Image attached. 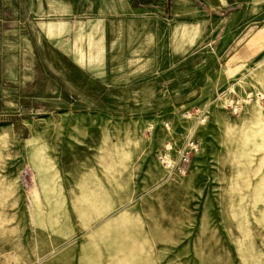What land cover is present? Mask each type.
I'll list each match as a JSON object with an SVG mask.
<instances>
[{"label": "rangeland", "instance_id": "1", "mask_svg": "<svg viewBox=\"0 0 264 264\" xmlns=\"http://www.w3.org/2000/svg\"><path fill=\"white\" fill-rule=\"evenodd\" d=\"M264 0H0V264H264Z\"/></svg>", "mask_w": 264, "mask_h": 264}, {"label": "crops", "instance_id": "2", "mask_svg": "<svg viewBox=\"0 0 264 264\" xmlns=\"http://www.w3.org/2000/svg\"><path fill=\"white\" fill-rule=\"evenodd\" d=\"M243 52L247 57L255 56L264 47V19L255 28H252L244 39Z\"/></svg>", "mask_w": 264, "mask_h": 264}, {"label": "built area", "instance_id": "3", "mask_svg": "<svg viewBox=\"0 0 264 264\" xmlns=\"http://www.w3.org/2000/svg\"><path fill=\"white\" fill-rule=\"evenodd\" d=\"M263 98H264V90H257L246 94V101H250L252 99H263Z\"/></svg>", "mask_w": 264, "mask_h": 264}]
</instances>
